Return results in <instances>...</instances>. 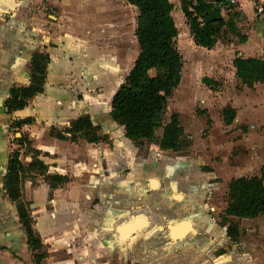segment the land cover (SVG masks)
<instances>
[{
	"label": "crops",
	"instance_id": "obj_1",
	"mask_svg": "<svg viewBox=\"0 0 264 264\" xmlns=\"http://www.w3.org/2000/svg\"><path fill=\"white\" fill-rule=\"evenodd\" d=\"M119 1L126 5L123 0ZM235 1L234 8L223 10L218 16L227 23L242 16L253 21L255 16L251 4L247 0ZM109 2L0 0V264H112V259L120 257L138 264H162L165 261L167 264H240L244 256L240 242L250 255L247 264H264V232L260 235L253 230H244L245 225L264 221V215L250 220L230 218L240 228L237 242L228 239L224 232L220 235L218 226H210L213 221L204 214L187 215L192 212L191 206L196 202L184 193L196 190L185 176L182 178L188 169L179 166L180 162L165 164L163 161H152L150 166L145 160L135 158L128 148L125 161L116 166L108 143L89 144L82 140L72 143L50 136L52 128L62 131L82 116L91 118L90 114L80 113L81 106L75 96L79 95V91L93 92L92 80L110 76L111 68L120 71L119 61L115 66L105 67L109 62L105 60L102 50H95L92 42V36H95L93 31L97 30L94 23L96 16L105 12ZM136 26L137 19L135 31ZM237 28L235 36L238 39L244 34L240 32L241 24ZM249 40L246 38L245 43L239 42L235 59H260L248 49ZM36 55L48 56L49 59L45 62L44 91L29 100L23 111L9 114L7 103L11 99V91L32 84L35 75L33 58ZM80 78L90 80L81 85L78 83ZM116 87H107L109 92L106 96L110 102L119 90ZM26 121L29 123H23ZM232 124L228 126L232 127ZM126 143L131 145L128 140ZM15 154H18V160L25 169L23 176L31 174L34 177L24 187L20 186L25 193L34 231L43 242L40 253H33L30 249L17 204L5 190L9 164ZM36 162L46 169L44 174L30 170V166ZM260 171L255 176H259ZM47 176L63 177L67 181L51 188ZM153 181L156 184L151 188ZM99 183H103L104 190L109 192L110 202L104 196L111 208L108 212L111 220L109 226L117 225L114 239L120 249L124 248L120 252L115 253L114 249L108 250L104 246L95 248L94 241H88L82 248L69 245L74 239H79L81 231L75 229L77 235L70 234L59 223L67 217L63 215L66 205L72 206L73 214L79 213V196L72 199L50 198L52 193L58 194V190L66 184L74 185L71 188L74 192L76 189L95 188ZM177 195L181 196L180 200H177ZM199 212L202 214V211ZM70 217L73 222L76 221V217ZM137 223H142V226L138 227ZM185 223L190 226L189 233L180 240H173L169 227L182 228ZM202 223L205 226H201ZM128 226H137V229L124 235ZM75 228L78 229V225ZM119 228L123 236H129L126 240L117 232ZM92 236L95 238L94 233ZM35 255L42 256L39 263L35 262ZM144 256H150L147 262H144Z\"/></svg>",
	"mask_w": 264,
	"mask_h": 264
},
{
	"label": "rangeland",
	"instance_id": "obj_2",
	"mask_svg": "<svg viewBox=\"0 0 264 264\" xmlns=\"http://www.w3.org/2000/svg\"><path fill=\"white\" fill-rule=\"evenodd\" d=\"M169 1L174 6L173 18L182 36V43L179 42L178 48L184 63L180 86L168 103L162 123H167L173 114H178L185 131L184 140L190 147L174 154L161 151L155 141L128 145L124 129L112 122L109 117L111 102L106 96L109 92L107 87L115 85L119 89L124 84L134 59L138 56V45L135 39L138 12L119 0H110V5H106L108 7L104 10L105 12L96 16L94 23L97 30L93 31L95 36H92V42L95 50H102L105 60L109 62L105 67L115 66L119 61L120 71L117 72L113 67L110 76L93 79L91 82L93 92L88 93L78 89L79 95L75 96V99L78 98L81 106L80 113L90 114L94 124L101 125L102 134L112 137L113 142L110 145L114 165L120 166L125 161V155L130 151L133 152L135 158L145 160L150 166L152 161H163L165 164L173 161L180 162L181 167H187L188 172L182 178L185 176L192 188L195 187L196 190V192H185L184 190L185 196L192 198L194 203L196 202L194 206L193 204L191 206L192 212L187 215L203 216L204 214L213 221H210V226L213 224L218 226L217 231L221 235L227 228V226H221L220 223L228 202L227 184L229 180L237 177H253L264 164V84H258L254 89L248 90L242 87L237 80L232 64L239 44L235 35H228L212 50L196 47L190 37L186 19L181 12L180 1ZM238 24H241L240 32L250 39L248 46L250 52L263 59L264 25L262 26L255 17L253 21H249L245 16L240 17ZM236 29L238 31L237 27ZM157 74L152 71L149 77ZM88 80L90 79L80 78L78 83L82 85V83H88ZM204 80H207L206 84ZM81 85L78 87L80 88ZM229 107L236 108V118L232 127H227L223 121V111ZM160 134L161 131H158L156 137H160ZM175 172L181 173L180 171ZM23 175L19 183L24 187L25 183L34 177L31 174ZM182 178L180 177V180ZM73 186L66 184L58 190V194L54 192L50 195L52 199L55 197L72 199L73 196H79V213L74 212L73 214L72 206L66 205L63 215L67 217L59 223L60 227L69 230L70 234L72 232L77 235L74 232L75 229L78 232L81 231L79 239H74L69 245L82 248L88 241L92 243L94 241L95 248L104 246L108 250L114 249L115 253L123 250L124 248H119V244L117 246L114 239L117 225L107 226L111 224L108 214L111 208L107 205V202L111 200L108 196L109 192L104 190L103 183L90 189L80 187L82 190L76 189L74 192L71 189L74 188ZM24 194L23 190L22 203L27 204ZM199 211H202V214ZM70 215L76 217L75 222L72 221ZM77 225L78 229L75 228ZM201 226L205 225L202 223ZM247 229L262 235L264 221L251 226L245 225L244 230ZM93 233L95 238L92 236ZM120 246L125 245L120 244ZM240 247L244 252L243 261L240 264H247L250 255L241 242ZM149 257L144 256V262H147ZM124 258H114L112 264H138ZM162 264H167V262H162Z\"/></svg>",
	"mask_w": 264,
	"mask_h": 264
},
{
	"label": "trees",
	"instance_id": "obj_3",
	"mask_svg": "<svg viewBox=\"0 0 264 264\" xmlns=\"http://www.w3.org/2000/svg\"><path fill=\"white\" fill-rule=\"evenodd\" d=\"M123 1L138 11L135 37L139 55L124 84L112 99L111 119L124 129L125 139L134 145L142 141H155L162 151L181 152L188 145L184 140L179 115L173 114L167 123H162L168 103L180 86L184 63L178 48L179 31L173 18L174 6L169 0ZM179 1L190 37L196 47L212 50L228 35H236L238 20L227 23L224 18L218 16L222 10L235 7L230 5L231 0ZM238 40L245 43L246 37L238 36ZM48 60V56H34L35 75L32 84L27 88L11 91V99L7 103L9 114L23 111L29 100L43 93L45 62ZM233 67L242 87L251 90L258 84H264V59L236 58ZM152 71L158 74L149 77ZM203 82L206 84L207 80ZM235 118L236 112L233 108L229 107L223 111L225 125H231ZM158 131H161V134L157 138ZM50 136L59 141L72 143L78 140L89 144L113 142L107 135H101L100 126L94 124L89 116L80 117L62 131L52 128ZM20 142L23 143L22 139ZM40 165L38 162L33 163L30 170L44 174L46 169ZM22 174H25V169L18 160V154H15L9 164L5 190L17 204L30 249L33 253H38L43 247V242L34 231L27 204L22 203L23 190L19 183ZM47 180L51 183V188L67 181L66 178L55 176H47ZM228 190L227 208L220 224L223 227L227 226L224 232L226 237L237 242L240 228L230 218L250 220L264 215V166L259 176L233 179L228 185ZM34 258L35 262L39 263L42 256L35 255Z\"/></svg>",
	"mask_w": 264,
	"mask_h": 264
},
{
	"label": "built area",
	"instance_id": "obj_4",
	"mask_svg": "<svg viewBox=\"0 0 264 264\" xmlns=\"http://www.w3.org/2000/svg\"><path fill=\"white\" fill-rule=\"evenodd\" d=\"M251 6L256 20L264 24V0H247ZM230 5L234 6L236 4L235 0L230 1ZM223 11V10H222Z\"/></svg>",
	"mask_w": 264,
	"mask_h": 264
},
{
	"label": "bare ground",
	"instance_id": "obj_5",
	"mask_svg": "<svg viewBox=\"0 0 264 264\" xmlns=\"http://www.w3.org/2000/svg\"><path fill=\"white\" fill-rule=\"evenodd\" d=\"M176 24V23H175ZM176 27H177V29H178V25L176 24ZM179 42H180V44L182 43V36L179 34ZM155 184H156V182L155 181H153V183H152V185H151V188H154L155 187ZM140 223H137L136 225L139 227L140 225H139ZM137 226H128L126 229H125V234L124 235H129L130 233H132V232H134L137 228ZM179 229H176L175 230V232H177L176 234L177 235H180V233H183V230L184 229H186L187 228V225H183L182 226V228H180V227H178ZM119 233L121 234V238L123 239V240H126L129 236H123L122 235V231H121V228L119 229Z\"/></svg>",
	"mask_w": 264,
	"mask_h": 264
},
{
	"label": "water",
	"instance_id": "obj_6",
	"mask_svg": "<svg viewBox=\"0 0 264 264\" xmlns=\"http://www.w3.org/2000/svg\"><path fill=\"white\" fill-rule=\"evenodd\" d=\"M139 225H140V227H141V226H142V223L139 224ZM185 225H187V228L184 229V230H183V233H180V235H177V234H176L177 232H175L176 229H179V228H178L179 226H172V227H169V232H170L171 237H172L173 240H175V241H176V240H180V239L184 238L186 234L189 233L190 226H189L188 223H185ZM139 229H140V228H139ZM136 232H137V231H136Z\"/></svg>",
	"mask_w": 264,
	"mask_h": 264
},
{
	"label": "flooded vegetation",
	"instance_id": "obj_7",
	"mask_svg": "<svg viewBox=\"0 0 264 264\" xmlns=\"http://www.w3.org/2000/svg\"><path fill=\"white\" fill-rule=\"evenodd\" d=\"M177 200H180L181 196L177 195ZM109 227V225H107ZM183 226V225H182ZM120 229V228H119ZM119 229H117V232H119Z\"/></svg>",
	"mask_w": 264,
	"mask_h": 264
}]
</instances>
